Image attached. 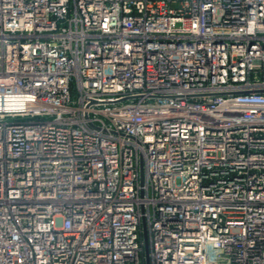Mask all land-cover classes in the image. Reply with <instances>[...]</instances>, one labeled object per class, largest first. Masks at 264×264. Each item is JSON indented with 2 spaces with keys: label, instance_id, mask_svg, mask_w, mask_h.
<instances>
[{
  "label": "built area",
  "instance_id": "2783aa9c",
  "mask_svg": "<svg viewBox=\"0 0 264 264\" xmlns=\"http://www.w3.org/2000/svg\"><path fill=\"white\" fill-rule=\"evenodd\" d=\"M0 264H264V0H0Z\"/></svg>",
  "mask_w": 264,
  "mask_h": 264
}]
</instances>
